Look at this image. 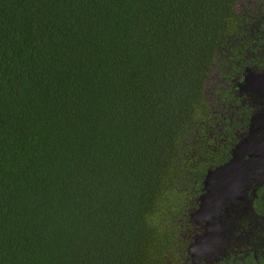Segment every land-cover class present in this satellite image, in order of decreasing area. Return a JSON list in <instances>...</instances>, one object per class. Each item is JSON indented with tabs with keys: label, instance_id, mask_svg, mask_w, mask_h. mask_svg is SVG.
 <instances>
[{
	"label": "trees",
	"instance_id": "obj_1",
	"mask_svg": "<svg viewBox=\"0 0 264 264\" xmlns=\"http://www.w3.org/2000/svg\"><path fill=\"white\" fill-rule=\"evenodd\" d=\"M237 1L0 0V264H192L247 122Z\"/></svg>",
	"mask_w": 264,
	"mask_h": 264
},
{
	"label": "water",
	"instance_id": "obj_2",
	"mask_svg": "<svg viewBox=\"0 0 264 264\" xmlns=\"http://www.w3.org/2000/svg\"><path fill=\"white\" fill-rule=\"evenodd\" d=\"M243 93L264 92V75H255L247 70L244 80L238 85ZM264 114L251 118L248 130L240 135L233 147L230 159L205 174L198 207L191 214L196 224L202 225V234L188 246V261L198 264L217 258L224 238L231 235L229 227L222 221L221 208L231 206L234 199L243 200L253 184L264 177ZM247 157V159H245Z\"/></svg>",
	"mask_w": 264,
	"mask_h": 264
},
{
	"label": "flooded vegetation",
	"instance_id": "obj_3",
	"mask_svg": "<svg viewBox=\"0 0 264 264\" xmlns=\"http://www.w3.org/2000/svg\"><path fill=\"white\" fill-rule=\"evenodd\" d=\"M235 11L239 17V26L235 29L238 33L235 38L238 41H244L249 53L248 66L240 72L241 77L234 81L236 99H238L236 111L245 104L248 109L245 128L237 134V144L240 141V135L248 130L251 118L255 114H264V92L256 93L251 90L243 93L238 87L243 82L247 70L255 75H264V0H238ZM240 46L242 47V44ZM236 65H240L239 60ZM236 111L234 122L240 119ZM263 120L259 118V123L262 124ZM262 144L264 145V139ZM257 200L264 203V177L253 184L243 200L234 199L231 206L221 208L223 224L229 227L231 235L224 238L223 247L217 252L218 257L204 263L210 264L217 259L221 260L229 252H234V256L242 257L251 254L264 262V204L260 208L255 207Z\"/></svg>",
	"mask_w": 264,
	"mask_h": 264
}]
</instances>
